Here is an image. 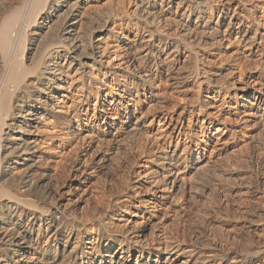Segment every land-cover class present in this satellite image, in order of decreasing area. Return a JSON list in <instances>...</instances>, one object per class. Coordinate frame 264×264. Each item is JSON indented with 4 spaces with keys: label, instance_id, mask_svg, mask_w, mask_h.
Returning a JSON list of instances; mask_svg holds the SVG:
<instances>
[{
    "label": "rangeland",
    "instance_id": "obj_1",
    "mask_svg": "<svg viewBox=\"0 0 264 264\" xmlns=\"http://www.w3.org/2000/svg\"><path fill=\"white\" fill-rule=\"evenodd\" d=\"M135 1L92 0L80 9L75 31L88 52L96 25L106 21L109 32L97 43L104 64L118 63L115 39L125 30L119 17L130 12ZM241 5L252 8L261 36L251 46L236 40L235 32L224 39L221 55L212 57L214 66L222 69L219 83L225 89L218 93L181 91L166 82L153 95L141 90L134 103L122 90L121 78L104 74V68L89 76L68 74L59 95L60 117L64 108L76 105V128H92L72 141L56 132L50 120L35 128L41 162L56 173L58 184L71 180L70 192L58 201L67 216L98 215L113 230H122L128 220L132 241L161 248L181 244L202 254L198 264H239L235 252L256 243L264 246V101L256 114L251 116L249 109L254 87L264 83V0H241ZM167 31L177 32L174 25ZM245 89L250 95L243 94ZM178 116L183 127L178 124L165 137L170 119ZM119 119L129 122L121 124ZM118 124L119 134H105L108 125ZM173 148L183 171L182 189L164 186L160 175L149 173ZM12 160L8 154L6 161ZM11 170L19 173L18 168ZM77 176H85L88 184ZM159 194L164 201L153 209ZM259 211L261 216L255 214ZM87 229H92L89 224ZM263 262L264 252L253 264Z\"/></svg>",
    "mask_w": 264,
    "mask_h": 264
},
{
    "label": "bare ground",
    "instance_id": "obj_2",
    "mask_svg": "<svg viewBox=\"0 0 264 264\" xmlns=\"http://www.w3.org/2000/svg\"><path fill=\"white\" fill-rule=\"evenodd\" d=\"M91 1L0 0V264H198L202 254L181 244L161 248L132 241L128 220L122 230H113L98 215L67 216L58 201L70 192L71 180L58 184L56 173L41 162L35 128L50 120L68 141L92 128H76V105L64 108L62 117L57 110L71 72L89 76L104 68V74L121 78L122 90L134 103L141 90L153 95L166 82L181 91L218 93L225 89L219 83L222 69L214 66L212 57L219 58L224 39L234 32L236 40L248 46L261 36L252 8L242 7L241 0H136L132 10L119 17L125 30L115 39L118 63L104 64L97 43L109 32L106 21L95 27L91 52L75 31L80 9ZM171 25L177 30L174 35L167 31ZM253 94L251 116L264 101V83L259 82ZM180 118L170 119L165 137L181 125ZM112 126L106 135L120 133L119 124ZM8 154L14 158L11 162L6 161ZM178 157L176 148L164 152L149 173L160 175L164 186L182 189ZM86 179L77 176L81 184H88ZM154 198L153 209L164 201L163 194ZM262 252L264 246L256 243L235 252L234 259L253 264Z\"/></svg>",
    "mask_w": 264,
    "mask_h": 264
}]
</instances>
